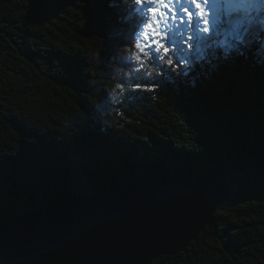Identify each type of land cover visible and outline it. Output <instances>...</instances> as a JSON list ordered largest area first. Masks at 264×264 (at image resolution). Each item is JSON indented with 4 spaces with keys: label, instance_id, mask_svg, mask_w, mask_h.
<instances>
[{
    "label": "trees",
    "instance_id": "16d2710c",
    "mask_svg": "<svg viewBox=\"0 0 264 264\" xmlns=\"http://www.w3.org/2000/svg\"><path fill=\"white\" fill-rule=\"evenodd\" d=\"M133 3L0 0V226L86 198L74 162L97 192L171 187L225 161L255 172L242 198L185 251L151 264H264V10L252 7L237 36L210 30L214 49L194 45L181 70L149 65L163 71L149 77L127 51ZM151 79L152 91L131 90Z\"/></svg>",
    "mask_w": 264,
    "mask_h": 264
},
{
    "label": "water",
    "instance_id": "95a60500",
    "mask_svg": "<svg viewBox=\"0 0 264 264\" xmlns=\"http://www.w3.org/2000/svg\"><path fill=\"white\" fill-rule=\"evenodd\" d=\"M254 173L221 161L171 187L115 184L62 207L28 210L0 226V264H151L185 251Z\"/></svg>",
    "mask_w": 264,
    "mask_h": 264
},
{
    "label": "snow or ice",
    "instance_id": "6c2138e0",
    "mask_svg": "<svg viewBox=\"0 0 264 264\" xmlns=\"http://www.w3.org/2000/svg\"><path fill=\"white\" fill-rule=\"evenodd\" d=\"M254 6L243 2L239 5L246 11ZM217 8L215 0H134L131 9L138 18L130 33L131 47L127 51L129 59L139 65L137 71L143 70L149 77L163 75L161 68L147 71L149 65L162 67V62L171 66L168 71L181 70L190 63L187 53L194 45L197 51L201 50V43L204 49H214L210 27L215 25ZM228 52L229 48H225V57ZM256 55L264 62V43L260 44ZM156 83L155 79L135 82L131 90L152 91ZM115 88L124 91L125 84L116 83Z\"/></svg>",
    "mask_w": 264,
    "mask_h": 264
},
{
    "label": "rangeland",
    "instance_id": "374dc122",
    "mask_svg": "<svg viewBox=\"0 0 264 264\" xmlns=\"http://www.w3.org/2000/svg\"><path fill=\"white\" fill-rule=\"evenodd\" d=\"M243 3L245 4H254L255 7H258L261 10H264V0H244ZM218 8L216 10V20L215 25L210 27V30L215 29L217 26L221 25L223 32L234 31L235 36H237V24L235 21L242 22L245 18L250 19V9L245 10V8L238 9L239 8V2L237 4L235 3H228L224 6L222 4H217ZM263 6V7H262ZM73 156V155H72ZM73 167V166H72ZM79 170V169H78ZM77 171V170H76ZM79 174L73 173V168L71 169V175L73 179V185L76 191L80 192V194H83L84 196L88 197L92 193H94V190L92 188V184L87 180L86 176L77 171ZM238 191L239 188L234 193L235 200L231 201V205L236 203L237 197H238Z\"/></svg>",
    "mask_w": 264,
    "mask_h": 264
},
{
    "label": "bare ground",
    "instance_id": "6f19581e",
    "mask_svg": "<svg viewBox=\"0 0 264 264\" xmlns=\"http://www.w3.org/2000/svg\"><path fill=\"white\" fill-rule=\"evenodd\" d=\"M73 173H76V174H79L77 171H78V169H79V166H78V164H76L75 162H74V164H73ZM77 170V171H76ZM232 187H233V185H232ZM235 191V190H234Z\"/></svg>",
    "mask_w": 264,
    "mask_h": 264
}]
</instances>
